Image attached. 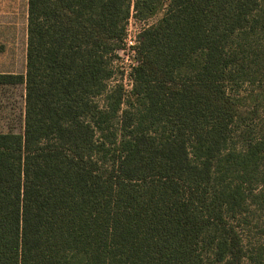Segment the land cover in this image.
Here are the masks:
<instances>
[{"label":"trees","instance_id":"1","mask_svg":"<svg viewBox=\"0 0 264 264\" xmlns=\"http://www.w3.org/2000/svg\"><path fill=\"white\" fill-rule=\"evenodd\" d=\"M7 85L0 264H264V0H27Z\"/></svg>","mask_w":264,"mask_h":264},{"label":"rangeland","instance_id":"2","mask_svg":"<svg viewBox=\"0 0 264 264\" xmlns=\"http://www.w3.org/2000/svg\"><path fill=\"white\" fill-rule=\"evenodd\" d=\"M161 14L162 11L158 12L148 20V23L156 21ZM0 45L4 46V49L0 52V72H24L26 25L23 15L0 16ZM121 57L123 59L125 54H121ZM116 78L120 79L126 87H129V81L127 78L124 80L119 72H116L115 77L110 79L108 84L112 85ZM23 104V85H7L0 87L1 130H13L15 132H20L22 130ZM256 127L264 128V117L256 123ZM263 226L262 228L264 229ZM256 233L258 234V232Z\"/></svg>","mask_w":264,"mask_h":264},{"label":"built area","instance_id":"3","mask_svg":"<svg viewBox=\"0 0 264 264\" xmlns=\"http://www.w3.org/2000/svg\"><path fill=\"white\" fill-rule=\"evenodd\" d=\"M147 24L148 23H146L145 21L139 20L132 15L129 16L125 25L122 47L116 51L118 56L115 57V59L112 61L113 67L118 69L123 79L125 80L127 78V80L129 81V87L125 86L126 88H130L132 84L130 73L135 64V46L138 43L140 32ZM121 54H125V57L123 59L121 57Z\"/></svg>","mask_w":264,"mask_h":264},{"label":"crops","instance_id":"4","mask_svg":"<svg viewBox=\"0 0 264 264\" xmlns=\"http://www.w3.org/2000/svg\"><path fill=\"white\" fill-rule=\"evenodd\" d=\"M27 18V0H0V16H19Z\"/></svg>","mask_w":264,"mask_h":264}]
</instances>
